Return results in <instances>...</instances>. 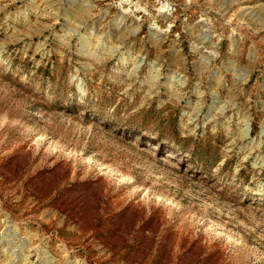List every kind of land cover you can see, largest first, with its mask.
<instances>
[{
  "label": "rangeland",
  "instance_id": "obj_1",
  "mask_svg": "<svg viewBox=\"0 0 264 264\" xmlns=\"http://www.w3.org/2000/svg\"><path fill=\"white\" fill-rule=\"evenodd\" d=\"M0 264H264V0H0Z\"/></svg>",
  "mask_w": 264,
  "mask_h": 264
}]
</instances>
